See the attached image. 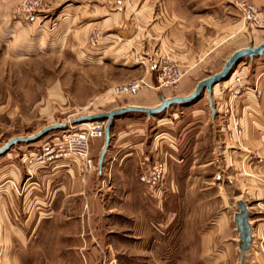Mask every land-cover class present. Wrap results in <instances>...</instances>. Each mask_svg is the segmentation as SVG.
Returning <instances> with one entry per match:
<instances>
[{
	"label": "rangeland",
	"instance_id": "rangeland-1",
	"mask_svg": "<svg viewBox=\"0 0 264 264\" xmlns=\"http://www.w3.org/2000/svg\"><path fill=\"white\" fill-rule=\"evenodd\" d=\"M242 1L44 0V12L30 24L16 17L21 0H0V149L12 139L62 125L0 156L2 264L183 262L173 258L176 246L172 251L169 243L184 220L181 200H208V205L186 212L187 221L196 226L235 202L247 182L242 174L264 172V148L249 142L260 143L264 132L249 137L234 114L238 89H231L237 75L194 103L173 105L156 117L131 113L114 121L103 161L106 170L117 161L126 163L131 176L137 171L138 180L142 170L158 163L165 168L160 184L152 189L143 185L145 227L150 229L144 255L126 250L129 245L121 234L126 231L109 234L110 215L119 217L121 211H106L112 203L108 177H98L99 186L88 196H66L60 179L42 181L43 172L53 175V165L44 169L35 162L47 143L95 123H75L80 117L129 106L155 108L161 99L181 97L184 77L194 83L221 70L224 61L214 68L206 59L216 43L209 36L218 28L224 29L225 48L259 46L264 41V0L249 2L257 9L254 22L243 20ZM53 20L57 26L51 31ZM92 33L101 36L97 47L89 45ZM249 61L243 59L236 68ZM168 65L180 70V80L174 87H159L157 70ZM135 81L147 86L135 95L117 91ZM104 139L99 141L102 147ZM100 146L92 153L97 164ZM255 182L263 185L264 179ZM27 183L33 189L26 193Z\"/></svg>",
	"mask_w": 264,
	"mask_h": 264
},
{
	"label": "crops",
	"instance_id": "crops-1",
	"mask_svg": "<svg viewBox=\"0 0 264 264\" xmlns=\"http://www.w3.org/2000/svg\"><path fill=\"white\" fill-rule=\"evenodd\" d=\"M61 26L62 21L59 29ZM218 30L219 31H215L209 36L210 39L216 40V43L215 47H212L206 53V59L209 58L211 62L213 61L210 67L214 68L218 67L220 64L222 65L221 61H224L225 63L228 57H231L234 52L246 48L243 46L225 48L227 42H225L226 38L223 35L224 29L220 30L218 28ZM202 53L203 51H200L198 53L199 56H201ZM227 55L229 56L227 57ZM207 66L208 64L206 65V68ZM219 71L214 72V74H217ZM234 73L235 74L229 80V82H232L236 75L237 78H239V80L232 85L231 89V91L233 89H238L236 96L234 97V114L238 116L242 131L244 133H250L249 137H251V134L253 135L258 132H264V53L262 56L258 57V59H250L249 62H242L235 69ZM207 77L208 76L205 75L204 78H198V81L194 83L191 78L184 77L179 85V88L182 90L180 96L187 97L191 95L198 82ZM223 88L230 89V87ZM99 141L100 140L92 141V144L90 145L91 156L101 145ZM249 142L252 146L255 144L256 148H264V139L261 141L259 140L260 143H258L257 140H250ZM101 148L102 146H100V149ZM156 158V156H153L154 162L156 161ZM122 160L125 162V160L128 159L121 158V161ZM148 160L150 165L152 160ZM117 162L113 163L108 170L102 166V168L98 167L96 171L91 172L84 171L78 163L63 162L53 166V175L51 172H48V170L43 172L41 177L42 181H44L45 178H49L48 176H54L51 180L47 179L49 183L60 179L61 182H59L58 186L62 185V189L67 192L66 196H82L84 194L83 192H86V195L88 196V191L92 189L93 186H99L98 177H108V189L111 190L110 196L112 198L110 200L112 203L106 211L112 213L116 209L121 211L119 217L110 215L112 218L106 223L107 227L110 228L109 234L115 236V233L117 232L126 231L121 233L124 237L122 240L129 245L126 250H135L138 254L144 255L146 251L148 252V250L144 248L145 241L147 240L148 244L150 243V229L145 227L146 224L144 219L146 209V204L144 202V187L137 180V171L135 172V178V175L131 176V169L130 167L127 168L125 165L126 163L121 164L120 162ZM119 164L126 168L124 169L121 165L120 167ZM136 168L138 170V167ZM116 169H121L122 173ZM124 172L130 174L129 177L122 176ZM258 172L259 170L256 174L252 171L242 174L240 178L247 182L246 185H244V188L241 189L240 196L235 199V202L232 205H228V207L223 206L222 209L215 214V218L212 217L210 220L201 221L197 223L196 226H191L189 220L187 221L188 213L186 212L189 207L192 209L200 204H202L201 206L208 205V200L201 201L199 202L200 204H192V199L181 200L179 205L180 209H183L184 220L181 223L180 229L174 233L176 236L175 241L169 242L172 243L170 244V247L172 246V248H170L172 251L173 244L176 246L173 251V258L178 261H183L178 264H264V184L258 185L255 182L258 181V178L264 179V172ZM258 174H260V177H257L259 176ZM31 183L25 184V187L30 185L26 188V193L28 190L31 191L33 189V184ZM242 197H245L248 200ZM118 199H120V203L118 202ZM238 201L244 202L248 208V224L251 228L252 239L250 248L245 252L243 258L240 253V237L236 223L234 222V216L238 212L236 206ZM117 202L119 204L116 206ZM7 212L9 213V211ZM3 213L0 199V215ZM8 221L10 224L11 220L9 219ZM8 221H6V224ZM41 222L43 225V219ZM112 238L113 236L111 239ZM76 241L77 243L81 242L78 239Z\"/></svg>",
	"mask_w": 264,
	"mask_h": 264
},
{
	"label": "built area",
	"instance_id": "built-area-1",
	"mask_svg": "<svg viewBox=\"0 0 264 264\" xmlns=\"http://www.w3.org/2000/svg\"><path fill=\"white\" fill-rule=\"evenodd\" d=\"M250 0H244L241 3V13L243 20L254 22L257 20V9L251 5ZM44 0H21L19 8L16 13V17L30 24H33L39 14H42L45 9ZM53 20L50 30H55L57 24ZM101 43V36L99 33H92L89 39V45L91 47H97ZM159 73L158 83L159 87L170 88L178 84L181 73L177 68L164 67L157 70ZM239 78L236 79L238 81ZM143 86L147 84L143 81H135L133 83L124 84L117 88L120 93H126L135 95ZM105 122H95L87 125L85 129L81 131L65 136L55 138L54 141L47 143L42 148L43 153L37 158L35 162L37 165L44 169L50 166H55L61 163H78L81 165L84 171H96L98 164L90 154V144L93 140H101L105 137ZM236 128L239 130L238 123ZM165 168L162 164H156L151 169L142 170L139 174L138 181L141 185L147 188H154L164 179ZM0 264H2V252L0 249Z\"/></svg>",
	"mask_w": 264,
	"mask_h": 264
},
{
	"label": "water",
	"instance_id": "water-1",
	"mask_svg": "<svg viewBox=\"0 0 264 264\" xmlns=\"http://www.w3.org/2000/svg\"><path fill=\"white\" fill-rule=\"evenodd\" d=\"M264 53V41L257 47L248 46L244 49L238 50L234 52L231 57L225 62L223 68L217 74H213L205 78L204 80L200 81L194 92L187 96V97H173L171 99H161V104L155 108H146L140 106H129L124 108H119L112 112L108 113H101L97 115L91 116H84L80 117L75 120V123H91V122H105V139L104 145L101 150V154L98 161V167L102 168L103 161L107 149L110 145V131L112 125L116 119L121 116H125L131 113H141L146 115L147 118L156 117L163 114L173 105H188L198 101L206 91L208 96L212 95L214 87L226 80H228L232 73L234 72L236 66L243 60V59H253L262 56ZM62 125H54L47 127L42 132L37 134L34 137H22V138H15L10 140L0 149V156L5 155L13 146L20 144V143H32L33 141L40 139L41 137L48 134L50 131L53 130H60ZM238 208V212L234 216V222L236 223L237 230L240 237V253L241 257L243 258L245 252L250 248L251 245V228L248 224V208L244 202L238 201L236 203Z\"/></svg>",
	"mask_w": 264,
	"mask_h": 264
},
{
	"label": "bare ground",
	"instance_id": "bare-ground-1",
	"mask_svg": "<svg viewBox=\"0 0 264 264\" xmlns=\"http://www.w3.org/2000/svg\"><path fill=\"white\" fill-rule=\"evenodd\" d=\"M232 76H233V74H232ZM232 76H231V77H232ZM231 77H230V78H231ZM230 78H229V79H230ZM236 79H237V77L235 78V80H236Z\"/></svg>",
	"mask_w": 264,
	"mask_h": 264
}]
</instances>
